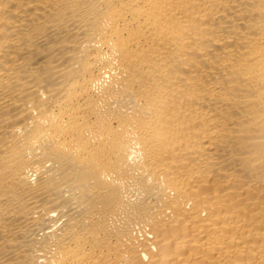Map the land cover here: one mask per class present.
I'll return each mask as SVG.
<instances>
[{
    "label": "bare ground",
    "instance_id": "1",
    "mask_svg": "<svg viewBox=\"0 0 264 264\" xmlns=\"http://www.w3.org/2000/svg\"><path fill=\"white\" fill-rule=\"evenodd\" d=\"M0 264H264V0H0Z\"/></svg>",
    "mask_w": 264,
    "mask_h": 264
}]
</instances>
